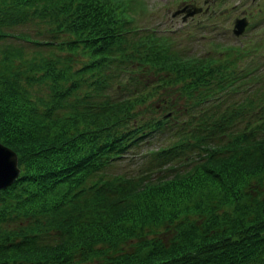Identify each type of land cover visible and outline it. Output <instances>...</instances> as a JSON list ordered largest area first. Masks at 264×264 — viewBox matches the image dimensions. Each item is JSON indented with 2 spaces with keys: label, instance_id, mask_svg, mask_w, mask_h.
Returning <instances> with one entry per match:
<instances>
[{
  "label": "trees",
  "instance_id": "16d2710c",
  "mask_svg": "<svg viewBox=\"0 0 264 264\" xmlns=\"http://www.w3.org/2000/svg\"><path fill=\"white\" fill-rule=\"evenodd\" d=\"M136 5L0 0V264H264V24L191 53Z\"/></svg>",
  "mask_w": 264,
  "mask_h": 264
},
{
  "label": "rangeland",
  "instance_id": "374dc122",
  "mask_svg": "<svg viewBox=\"0 0 264 264\" xmlns=\"http://www.w3.org/2000/svg\"><path fill=\"white\" fill-rule=\"evenodd\" d=\"M137 5L132 9L134 22L141 27L172 31V38L180 47H185L188 52L203 53L208 50V39L211 35L215 39H220L225 43L250 42L257 38L259 32H252L256 25L264 24V0H135ZM205 1V2H203ZM143 2V3H141ZM193 4L205 7L208 11L217 12V18H211L208 21H202L195 27L193 24L204 16L206 12L195 13L192 17H187L185 21H181L180 14L171 16L173 8L180 7L183 3ZM134 5V3H133ZM140 5H144L142 8ZM130 9V10H131ZM245 16L247 23L244 30L236 36L232 33V25L235 17ZM250 23L255 26L248 28ZM132 158L122 162L120 168L132 164Z\"/></svg>",
  "mask_w": 264,
  "mask_h": 264
},
{
  "label": "water",
  "instance_id": "95a60500",
  "mask_svg": "<svg viewBox=\"0 0 264 264\" xmlns=\"http://www.w3.org/2000/svg\"><path fill=\"white\" fill-rule=\"evenodd\" d=\"M207 8H204V11ZM202 10L201 6H196L193 4H183L182 6L176 8L172 15L176 13L183 12L182 19H186L188 15H193L196 12ZM247 23V18L245 16L236 17L234 19V24L232 31L234 34H239L244 30L245 24ZM20 168L17 163V153L10 146L4 144L0 141V187L10 184L18 175Z\"/></svg>",
  "mask_w": 264,
  "mask_h": 264
}]
</instances>
